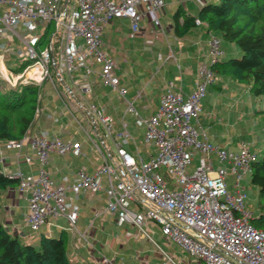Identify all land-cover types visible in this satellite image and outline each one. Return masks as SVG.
Returning <instances> with one entry per match:
<instances>
[{"label": "built area", "instance_id": "obj_1", "mask_svg": "<svg viewBox=\"0 0 264 264\" xmlns=\"http://www.w3.org/2000/svg\"><path fill=\"white\" fill-rule=\"evenodd\" d=\"M164 5L165 0H0L1 39L17 35L23 41L16 53L5 51L6 44L0 42V72L13 84L50 82L64 104L68 106V101L73 107L68 108L78 128L101 159L93 171L82 167L74 179L56 181L48 168L51 154L80 155L81 140L76 133L64 138L30 131L1 140L0 169L4 171L6 150H15L17 160L23 158L29 165L37 160V172L24 173L20 166L4 171L27 194V224L33 232L60 216L75 229L79 209L68 205L72 195L103 190L106 203L97 216L111 214L119 226H134L152 241L150 232L159 228L196 264H264V230L251 221L254 212L247 206L243 184L257 152L247 141L237 149L212 142L200 123L202 100L217 78L213 65L225 54L222 38L209 31L208 59L199 66L193 89L184 93L170 81L156 110L147 116L126 98L127 89L115 71L117 62L103 48V28L115 18L130 20L131 36L141 30L144 18L165 33L160 13ZM195 23L201 26L203 21L196 17ZM6 53L15 55V65L6 61ZM91 76L124 100L118 123L106 105L89 99L95 85ZM37 111L41 112L39 105ZM77 111L83 122L74 114ZM128 113L145 128L146 158L128 129ZM132 140L134 152L125 146ZM195 157L199 163L190 173ZM155 244L166 261L153 264L184 262ZM102 262L111 263L105 256Z\"/></svg>", "mask_w": 264, "mask_h": 264}, {"label": "crops", "instance_id": "obj_2", "mask_svg": "<svg viewBox=\"0 0 264 264\" xmlns=\"http://www.w3.org/2000/svg\"><path fill=\"white\" fill-rule=\"evenodd\" d=\"M180 4L184 7L181 2L178 3L177 7ZM180 21L183 23L182 17ZM166 22L162 18L164 31L167 29V33H170L171 36L173 35L174 38L181 39L178 40L180 41L179 45L178 42L175 43V46H177V54L171 48V44L164 46L158 44L156 41L152 44L148 42L150 41L151 33L155 31L148 18L142 20V28L134 36H131V26L128 18H115L103 28V48L108 54L115 58L117 62L115 71L122 79L124 86L126 85L133 90L131 97H129L128 87L126 88V98L134 102L138 111L139 108L137 104L149 114L156 110L159 95L167 90L170 81H173L175 86L178 89H182L184 93L190 92L194 87L199 66L208 59L206 36L208 31L206 29L203 27L199 28V31L192 29L188 33L178 35L174 31L173 19L172 21ZM229 45L231 47L230 49L224 47V56L229 51L233 52V54L238 53V49L233 44ZM164 52H166V54L168 53V55L169 53H173L174 57L167 59V55L166 58L163 59L161 55ZM8 58L9 55L6 61L10 62ZM186 74L188 76L187 80L185 79ZM88 79L91 81L93 80L95 84L99 80L96 76H91ZM222 79L229 83L232 82L230 78ZM49 83L44 82L40 85V90H42L40 102L42 104L43 101V104L42 107H39L41 111L44 110L52 113L54 115V121L52 123L58 124L60 128H52L47 131V134L61 135L66 138L69 134L76 133L78 139L82 142L83 153L80 155L72 153L61 155L57 152H53L48 168L56 181L64 179L72 180L78 169L85 167L88 171H93L101 159L100 157L96 158L92 150V144L86 138L85 133L80 130L78 126H72L73 115L69 111L70 109L64 104L63 99L55 89L52 90L53 92L48 90ZM217 86H220L219 82L211 85L208 89V94H211V97H213L210 102L207 103L206 100H202V110L200 112L202 129L206 130L209 134L208 129L215 126L213 123L215 117L221 118L218 125L222 124V122L226 123L228 120L227 116L233 117V114L236 113L235 110L238 111L240 107L244 109L250 108V113L255 116L252 120L254 130L264 132V114H261L263 108H256L254 103H247V100H245L247 97H250V99L253 97L256 101L259 98L252 94H246V91H244L240 85L241 87L239 86V89L229 91L230 99H228L226 95L217 91ZM113 92L115 93L114 95L103 93V96H101L99 94L96 95L93 90V93L88 97L91 100L106 105L108 111L113 114L117 120L113 112L119 109V105H117L115 101L111 102L110 99H107V97L111 98V96L113 100L116 96L119 97L116 91ZM56 93L59 99L46 100L47 96ZM220 99H223L225 102H231L233 108L231 111H216L214 118H211L214 112L213 110L216 108L218 109L221 105ZM122 101L124 100L122 99L121 102ZM206 103L209 106L208 113L201 118V113L205 110L204 107ZM234 106H236V108ZM44 117L41 116L38 118L32 132L44 133L43 128L46 123V117ZM256 118L260 119L257 120ZM118 126L120 128L119 124ZM223 128H227V125H224ZM130 132L132 133V131ZM134 137L136 138L135 135ZM209 137L212 141L210 134ZM1 140L3 139H0V142ZM242 141L245 140L238 139L234 149H237L239 143ZM130 144V142L126 143L125 146L128 150L134 152ZM250 145L254 150L253 143L250 142ZM24 150L32 155L34 153L31 149L29 150L28 147H25ZM5 154L6 164L4 166V171L6 173L14 172L19 166L24 173L37 172L36 159L35 164L29 165L23 158L17 160L15 157V150H6ZM26 196L27 194L18 188V184L10 186L2 196V205L0 207V219L4 226L11 233L16 234L22 241L37 243L42 234L59 236L65 233L67 236L68 257L71 264H106L102 262L104 256L111 261V263L107 264H153L156 261L162 262L160 257L163 255L161 256L157 254V252L154 254L153 250H148V252L146 251L147 253H144V250L139 248L137 240L135 239L136 237L132 239L133 235L131 234V230L134 226L128 224L119 226L115 216L108 213L96 215V211L103 208L106 203V193L103 190L95 193L82 192L78 195H72V199L68 202V205L70 207L75 205L79 209L75 229L71 228L66 216H60L58 218H50V220L43 224L37 232L31 231L27 224L28 200ZM134 229L136 228L134 227Z\"/></svg>", "mask_w": 264, "mask_h": 264}, {"label": "trees", "instance_id": "obj_3", "mask_svg": "<svg viewBox=\"0 0 264 264\" xmlns=\"http://www.w3.org/2000/svg\"><path fill=\"white\" fill-rule=\"evenodd\" d=\"M196 17L208 22L209 29L223 42L238 49L239 55L229 51L213 65L217 77L242 83L246 94L264 101V0H207L197 16L187 13L180 4L173 13L175 33L183 35L192 30L197 26ZM38 91L36 84L20 80L13 84L0 72V139L20 138L33 131ZM250 176L259 194L251 221L264 230V151L257 153ZM16 184V178L0 169V207L4 192ZM0 264H71L67 236L42 234L34 245L11 233L0 219Z\"/></svg>", "mask_w": 264, "mask_h": 264}, {"label": "rangeland", "instance_id": "obj_4", "mask_svg": "<svg viewBox=\"0 0 264 264\" xmlns=\"http://www.w3.org/2000/svg\"><path fill=\"white\" fill-rule=\"evenodd\" d=\"M206 1L207 0H165V5L162 7V9L160 11L161 17L163 18V20H165V22L166 21H172L173 12L176 9L179 2H181L184 5V7L187 9V12H189V14L197 16L199 14V9H200L201 4L205 3ZM202 21H203V23L201 26L197 25L196 27H198V28L194 27L193 29L195 31H199L198 29L203 27L204 29H206L208 31V32L207 31L206 32L209 33V31H211V29H209L208 22H206L204 20H202ZM183 22H184V18H183ZM166 23H168V22H166ZM213 32H215V31H213ZM207 33H206V36L208 38ZM151 34L152 35H150V39H149L150 41H148L150 44H152L154 41H156L158 44L164 45V46L171 44L172 45L171 48L177 54V51H176L177 46H175V43L178 42V45H179L180 41H178V40H181L180 38H174L173 35L171 36L170 33H167V29L165 30V33H163L161 30H155ZM6 39L7 40L1 39V37H0V42L6 44L7 49L5 51H8V52L13 51L14 53H16L18 51V49L21 48L23 45V41L17 35H14V37H9ZM223 46L225 48H229V49L231 48L229 43H227V42H223ZM167 55H168V53L166 54V52H164L161 56L164 59V58H166ZM169 55H170V53H169ZM236 55H239V53H237ZM7 56H8V54L6 53V57ZM8 59L12 62L13 65L16 64V63H14L15 59H16L14 54H11ZM187 78H188V76L186 74L185 79L187 80ZM217 82H219V84L221 86L218 89L216 88L217 91H219V93H221V94L226 95L227 96L226 98H228V99H230L229 91L239 89L241 86H243L242 83H238V82L233 83V81L229 83L220 77L216 78L214 84H216ZM47 83H49V82H47ZM37 86H39V91H38V95H37L36 107H35V113H34V119L33 120H34V122H37L38 118H40L41 116L42 117L45 116L46 117V121H45L46 123L44 125L43 132L47 133L48 130H51L52 128L58 129V128H60V126L56 123L55 124L52 123L54 121V115L52 113H50L49 111H44V110H42L41 112L37 111V106L39 105L40 107H42V104H43V101H42V104L40 102V100H41L40 95H41L42 90H40V85H37ZM51 86H52V84L49 83L48 90L52 91V90H54V87L53 86L51 87ZM127 87L128 86H126V88ZM127 89H128V96L131 97L133 90L130 89L129 87ZM242 89H243V87H242ZM93 90H94V93L96 95L99 94L101 96H103L102 95L103 93H106L107 95L108 94H110V95L115 94L113 92L114 90L112 87H110L108 85H104V83L100 80H98L96 82ZM224 90H226V91H224ZM61 96H63V95H61ZM50 99L56 100V99H59V97L56 93V94L49 95L46 97V100H50ZM107 99H110L111 102L115 101V103L117 105H119V109L113 112L117 118L116 122L118 123L119 118H121L124 114L125 102L124 101L121 102L122 99L117 97V96L115 97L114 100H113L112 96H111V98L107 97ZM107 99H105V100H107ZM211 99H213V97H211V94H208V96L206 98H204V101L206 100V102L208 103L211 101ZM220 100H221V105L218 109L216 108L213 110L214 112L212 113L211 118H214L216 111L220 110V112H223V111H231L232 110L233 104L231 102H225L223 99H220ZM245 100H247V103H254L256 108H260V107L264 108V101L261 99H257V101H256L253 97L251 99H250V97H247V99H245ZM67 103H68V107L71 108V110H73L72 109L73 107L71 106V104H69L68 101H67ZM207 103L205 104V107H204L205 110L202 111V113H201L202 114L201 118H202V116H205V114L208 113L209 106L207 105ZM261 103H262V105H261ZM242 104H243V102H242ZM137 105H138V108H139L141 115L146 116L149 114V113L145 112L139 106V104H137ZM44 106H45V104H44ZM234 107L236 108V106H234ZM250 111H251L250 108L244 109V108L239 107L238 111L235 110L236 113L233 114V117L227 116V118H228L227 122L226 123L222 122V124H220V125H218V124L220 123L221 118L215 117V120L213 121L215 126L211 129H208L209 134L211 135L212 141L216 142L218 145L230 147L233 149L236 147L238 139L250 141L251 143H253L254 150H256V152L258 154H262V152L264 151V132H262L260 130H257V131L254 130L253 125H252V123H253L252 120L254 119L255 116L252 115V113H250ZM74 114H76L77 117H79L80 120L83 122L81 112L77 111L76 113L74 112ZM261 114L263 115L264 112H261ZM256 119L258 120L260 118H256ZM125 120L129 123V130L132 131V133L137 138L139 149H140L142 155L146 158L147 157V150H146L145 144L143 142L144 128H143V125H142L140 119H137L133 114L128 113L125 115ZM71 124L74 127L79 126V123L74 116H72V123ZM84 124L87 126L86 122ZM224 125H227V128L224 129L223 128ZM221 127H222V129H221ZM260 127H259V129H260ZM130 145H131L132 149L135 151L136 146H135L133 140H132ZM111 148L115 149L113 146ZM198 163H199V158L195 157L192 164L189 166L188 171L190 173H192L195 170ZM229 179L231 180V179H233V177L231 176V178H229ZM243 184L246 185L247 192H248V197L246 200L247 206L254 212V215H255L256 211H257L258 203H259V194H258L257 188L251 183V176L250 175L245 176V180H243ZM229 188L231 189V185ZM150 233L153 236V240L155 242H157L159 245H161V247H163L170 255L175 256L177 260H179V258H183L184 262L182 264H188V263L189 264H196V262L192 261L191 256L183 254L181 247H179L176 244L169 243L166 240L165 236L160 232L159 228H156L155 232L151 231ZM131 234L133 235L132 239H134V237H136L135 239L137 240V245H139V248L141 250H144L143 251L144 253H147L148 250H153L154 254H155V252H157V254H159L161 256L163 255V253L157 247L155 242L150 240L141 231L139 232L137 229H134V227H133L131 230ZM33 244L35 245L36 243H33ZM160 259L163 263L166 261V258L164 257V255L162 257H160Z\"/></svg>", "mask_w": 264, "mask_h": 264}, {"label": "bare ground", "instance_id": "obj_5", "mask_svg": "<svg viewBox=\"0 0 264 264\" xmlns=\"http://www.w3.org/2000/svg\"><path fill=\"white\" fill-rule=\"evenodd\" d=\"M229 80V79H228ZM233 89V88H232Z\"/></svg>", "mask_w": 264, "mask_h": 264}]
</instances>
